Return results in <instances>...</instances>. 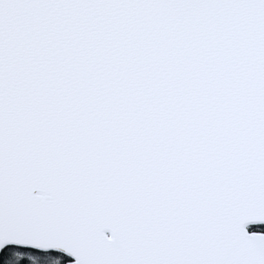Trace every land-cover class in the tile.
<instances>
[{
	"label": "snow or ice",
	"instance_id": "obj_1",
	"mask_svg": "<svg viewBox=\"0 0 264 264\" xmlns=\"http://www.w3.org/2000/svg\"><path fill=\"white\" fill-rule=\"evenodd\" d=\"M0 264H264V0H0Z\"/></svg>",
	"mask_w": 264,
	"mask_h": 264
}]
</instances>
